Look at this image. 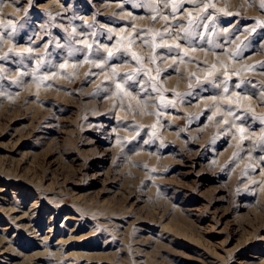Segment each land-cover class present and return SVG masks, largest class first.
<instances>
[{
  "label": "rangeland",
  "instance_id": "obj_1",
  "mask_svg": "<svg viewBox=\"0 0 264 264\" xmlns=\"http://www.w3.org/2000/svg\"><path fill=\"white\" fill-rule=\"evenodd\" d=\"M0 264H264V0H0Z\"/></svg>",
  "mask_w": 264,
  "mask_h": 264
}]
</instances>
